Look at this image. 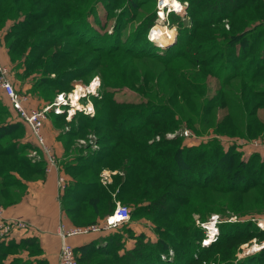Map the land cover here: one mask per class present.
<instances>
[{"label": "rangeland", "instance_id": "rangeland-1", "mask_svg": "<svg viewBox=\"0 0 264 264\" xmlns=\"http://www.w3.org/2000/svg\"><path fill=\"white\" fill-rule=\"evenodd\" d=\"M22 1L23 3L18 0L21 4L17 13L10 15L12 19L7 17L4 18L5 20L2 19L4 35L0 40V45L5 49L8 60L7 64L0 62L9 69V74L15 82V89L19 95L24 97L25 105L30 101L33 104L42 103L43 106L53 101L61 92L70 93L77 86H87L90 81L98 79L96 94L92 93L88 96L94 108V114L87 116L101 115L112 125L106 127L103 126L104 121L101 123L82 120L88 125L81 130L80 136L72 140L75 147L80 148V152L104 149L111 143L107 141V138L116 137L118 133L137 130L141 125L143 128L140 135L131 136L127 133L123 137L125 136L128 143L132 144L140 138L147 140V144L150 145L147 147L149 151L155 148L162 149V147L166 149L171 144L162 139L170 140L177 137L186 145L193 143L192 145L195 146L216 142L222 146L224 151L237 152L242 162H246L247 158L260 147L264 149V98H259L254 90L251 94L249 90L244 92L246 85L247 88H250L251 83L259 85L261 79L260 77L250 79L248 75V77H234L225 83L223 76H218L219 73H223L224 63H227L220 48L224 40L222 37L218 38L223 30H219L213 24L214 15L210 20L209 15L203 14V8L202 11L195 10L194 17L190 18L187 13L188 2L179 0L183 6H186L185 10L179 13L180 19L188 24V27L181 30L184 36L182 38L179 36L176 38V26L169 25L170 15H168V21L159 20L155 12V25L174 30L173 35H166L163 42L157 38L154 42L152 41L157 47L164 48L176 40L177 45L165 51L147 45L145 42V28L152 19L153 10L156 11V0ZM247 7L249 5H246ZM236 15L245 17L243 22L237 24L236 27L249 29L258 23L254 16L246 15L242 10L237 11ZM259 20L261 21L262 18ZM229 22L221 18L220 23L225 24L224 31H230ZM81 23L84 24L78 29ZM212 31L220 32L211 36ZM155 34L154 32L153 35ZM179 39L182 43H178ZM249 41L251 40H246V45ZM188 44L193 46H188ZM260 44L261 41L255 40L252 46H245L247 51L241 54L240 60L236 63L239 68L229 64L231 70H228L234 73L235 70L241 69L242 73H250L255 69L256 64L253 62L255 63L256 53L261 51L262 54L264 53ZM179 46H184L186 49H194L196 46L197 51L193 53L192 61H185L182 58L185 53L181 52ZM190 62L195 65L193 66ZM167 68L174 70L177 74L171 73L170 70H166ZM259 73H264V71ZM112 77L117 81H113ZM50 79L56 86L48 83L51 82ZM0 104L2 105L0 124L18 125L11 134L0 138V148L9 146L11 142L17 147L27 145L28 149L22 148L18 154L16 152V155L24 156L23 167L41 162L42 154L33 143L28 128L21 120L16 121V115L9 107L4 95H0ZM42 106H35V108ZM167 110H170L171 114H161L162 111L167 112ZM139 111H145L146 116L139 115L133 119L129 118L125 123L128 126L127 129L122 130L124 118ZM156 111L159 113L154 115ZM50 115L53 114L49 113L47 117ZM77 119L75 115L66 123L61 121L60 126L63 129L65 127L69 129L71 125L73 127L81 122ZM119 147L124 148L125 146L121 144ZM144 154L150 156L148 161L151 163L157 162V157L164 159L170 156L163 157L159 153L152 155L147 151ZM119 159V162L114 161V172H121L123 157L119 156ZM198 161L194 163L195 166L198 165ZM209 168L207 177L212 181L209 184L212 185L210 186L212 189L210 187L201 189L183 181H176L173 186H167L168 180L164 179L163 189H166L164 193L170 191L171 198L180 195L186 199L191 196L196 198L208 196L210 201L228 200V202H210L207 206L196 202L185 206L175 204L179 205V211L187 215L186 221L190 222L194 219L197 225H200L202 222H207L213 214L218 215L220 222L252 218L264 220V211L261 213L250 211L254 214L236 217L241 214L235 212L239 210L236 206L237 201L248 197L251 191L246 192L245 195L242 191L219 192L217 189L220 188L217 186H228L227 182L230 179L228 173L225 170L222 171L221 168L219 170L210 166ZM233 168H236V165L231 167ZM143 169V173H147L148 166H144ZM193 178L195 182H197L196 178L199 179V177ZM184 180L190 181L187 177ZM119 181L120 179L116 181V184ZM156 185L160 186V184ZM183 185H188V189L185 190ZM158 191L159 188H157ZM166 194L165 198H169L168 192ZM153 197L154 194H151L147 199L141 200L142 206L148 207ZM116 202L128 206L131 217L128 222L113 232L125 231L130 225L136 233L143 230L152 238L155 237V241L158 225L163 229H170L167 226L168 223L181 218L170 216L160 219L155 214L144 211L140 213L138 205L129 200L127 196L120 197ZM260 206L259 203L254 204V207ZM159 207L163 208L158 205L156 206L157 211ZM140 234L145 235L143 232ZM134 236L130 235L136 240L137 237L134 238ZM145 239L152 241L147 235ZM239 243V240L230 243L233 245L234 254L226 259L228 264L235 261V255L236 257L243 256L252 247H257L253 246V239L247 241V245ZM219 248L220 246L212 251H200L195 255L201 258V263L205 264L208 261L209 264H222L225 262L222 258L212 255L219 251ZM169 251L171 252L168 255L170 258L174 257V252L178 249L172 247ZM18 253L23 257L27 254L25 250ZM192 262H186V264H193Z\"/></svg>", "mask_w": 264, "mask_h": 264}, {"label": "trees", "instance_id": "trees-1", "mask_svg": "<svg viewBox=\"0 0 264 264\" xmlns=\"http://www.w3.org/2000/svg\"><path fill=\"white\" fill-rule=\"evenodd\" d=\"M186 1L188 2V17H194L195 10L202 11L203 8V14L206 13L207 16L209 15L210 20L211 16L214 15L215 20H213V24L216 25L219 30H223L218 38L222 37V40L225 42L221 44L220 48L223 52L224 60L227 63H224L223 73H219L218 76H223V82L225 83L226 81L239 76L248 77L249 75L250 79L260 77L261 83H258L259 85L251 83L250 88H247L248 86L246 85L244 92L249 90L251 94L252 90H254L259 98H264V73H259L264 71V53L262 54V51L258 52L261 55L256 53L254 59L255 63L253 62V64H256V68L254 67L255 69L251 70L250 73H242V71H240L241 69L235 70L234 73L228 70L230 69L229 64L238 67V64H236L238 63L237 61L240 60L241 54L247 51L244 47L252 46L255 40L261 41L260 48L264 51V1ZM21 3H23L22 0ZM21 3H19L18 0H0V28L2 27V19L5 20L4 18L6 17L12 19L10 18V15L17 13L18 7ZM246 5H249V7L246 8ZM240 10L244 11L246 15L254 16L258 23L254 27H249V29H246L247 27H236V25L243 22L245 18L244 16L236 15L237 11L239 12ZM152 14V19L145 28V42L147 45L153 46L154 48L156 47L157 49L168 51V49L177 45L176 40L164 48H161L154 45V43L147 38L149 29L155 23V10H153ZM179 15L180 14L170 13L169 16V25L176 26V38L178 36L180 38L184 37L181 34V30L188 27V24L185 23L183 19H180ZM222 17L227 22L230 20V31H224L225 24L220 23ZM260 18H262L261 21L259 20ZM83 24L84 23H81L77 28H82ZM14 26L16 25L14 24ZM215 32L216 31H212L210 35L214 36L215 34H219L220 31H218V33ZM247 39H250L251 41L246 45ZM178 43H182L180 39ZM188 46L193 45L188 44ZM179 48L182 53H185V56L182 57L185 61L193 60L191 57L193 56V53L197 51L196 46L194 49H186L184 46H179ZM165 51H163V53ZM256 60L258 64L256 63ZM190 63L193 66L195 65L192 62ZM166 70H170V68H167ZM170 72L177 74L174 70H170ZM200 73L202 72L200 71ZM189 74L192 75L190 72ZM112 80L117 81L114 77H112ZM48 83L56 86L52 80ZM1 106L2 105L0 104V109ZM149 112L151 113V111ZM158 113L159 111H156L154 115ZM145 114V111L129 114L128 118H124L122 130L127 129L128 126L125 123L129 118L133 119L135 116L139 117V115L144 117L146 116ZM161 114L168 115L171 114V111H162ZM76 115L78 118L77 120H80L81 122L75 124L73 127L71 125L69 129H66L67 131H63L71 140L80 136L81 130H84L87 127L88 124L84 123V121H98L101 123L104 121L103 126L111 127L112 125L108 119L106 121L104 117L98 114L94 117H89L83 113ZM55 116L66 122L63 115ZM143 123L145 124V121ZM8 124L9 123L5 125L3 123L0 124V138L7 134H11L18 127V125L12 126ZM161 127H165V125H161ZM142 128L143 125L139 126L137 130L123 134L118 133L116 137H109L107 138V141L111 143L108 147L93 152H87V154H85L87 156L79 157V160H81L82 163H87L84 161V158L92 159L93 163L97 164L98 167L95 169L94 176L91 179L75 182L65 188L64 193L60 198L62 210L68 214V216L74 218L76 223H90L93 222L92 216L105 218L114 209L116 201L119 200L120 197L127 196L129 200L134 201L138 205L139 210H141L140 213L144 211L152 215L155 214L160 219L170 216H179L181 218L169 222L167 226L170 227V229L168 227V229H163L162 226L158 225L157 239L153 242L149 241V239H145V235L143 234L134 236V233L129 228L126 229L125 231L129 236L132 235L134 238L137 237L134 247L131 249H126L124 247V242L122 240L123 237L119 233H113V235H110L107 238L105 245L97 246L94 243H90L89 245L74 248L76 253L77 251L80 252V255L77 256L79 264H186V262L191 261H193V264H204L203 262H200L201 258L198 256L196 257L195 254L200 251H212V249L218 246H220L219 251L212 253V255H218L225 261L222 264H228L226 259H229L228 257L230 255L233 256L234 254L232 250L233 245L230 244L231 242L239 240V242L243 244L255 238L257 243H260L264 240V230L257 226L256 221L253 220V218L234 222L224 220L218 224L219 234L216 241L208 246H201V239L204 236L203 228L200 225H197L194 219L190 222L186 221L187 215H185L183 211H179V205L176 206L175 204L178 203L180 206H185L186 204L193 205L192 202H196L207 206L210 202H228V200L218 199L210 201L208 196H205L204 198L191 196L189 199H186L180 195L171 198L172 193L170 191H166L170 196L169 198H165V195L167 194L166 192L164 193V191L166 189H163L164 179L168 180L167 186H173L176 181H183L187 184L191 183L195 187L201 189L209 188L212 186L209 185L212 181L207 177L210 170L209 166L211 168H218L217 170L221 168L223 169L222 171H227L230 179L227 182V187L217 186L220 188L217 189L219 192L226 193L228 191H242L245 195L246 192L251 191L248 197L240 198L237 201L236 206L239 210L235 212L241 214H235L236 217H244L249 216L248 214H254L250 213V211L261 213L264 211V155L261 156L259 153H254L247 158L246 162H242L239 159L237 152L235 153L233 150L224 151L222 146L216 142H208L206 144L195 146L186 145L181 142L178 137L170 140H167L166 138L162 139L171 144L168 145L166 149H163L164 147H162V149L155 148L149 151V148L147 150V147L150 145L147 144V140L140 138L138 141H134L136 143L132 144L131 142L128 143L125 136L123 137V135L127 133H130L131 136L133 134L138 136L142 133ZM121 144L125 147L120 148L119 146ZM22 148L28 149L27 145H25V147H17L13 142H11L9 146L0 148V199L3 198L6 203L13 200L12 196L14 193L23 189L24 183L22 180H31L42 176L45 171L44 162L42 161L35 165L28 164L23 167L25 161L24 156L16 155V152L18 154L19 150ZM146 151L152 155H157V153H159L163 157L170 156L164 159L157 157L158 161L151 163L148 161L150 156L144 154ZM119 156L123 157L121 172H117L112 176L110 184H102L99 180L98 171L101 170L102 167H108L113 170L115 166L114 161H120ZM197 161L199 163L195 166L194 163ZM234 165H236V168L231 169ZM144 166H148L147 173H143ZM80 168L83 169L85 167L82 165L78 167V169ZM24 170L25 173H23ZM186 177L190 180L189 182L184 180ZM193 177H199V179L196 178L197 182H195V178ZM119 179V183L116 184V181ZM156 184H160V186ZM156 187L159 188L158 192ZM183 187L185 190L188 189V185H183ZM210 189H212V187H210ZM151 194H154V197L149 202L150 205L148 207L142 206L141 200L147 199ZM182 200H184V202H182ZM256 203L261 204V208L254 207V204ZM158 205L163 206V208L159 207L160 209L157 211L156 206ZM172 247L174 249L176 247L178 251H173L174 257L169 258V249H172ZM24 250L27 252L26 257L20 256L18 253ZM39 252L40 248L37 239L34 237L22 238L19 241H16L13 238H0V264H47L45 259L37 257ZM162 255L166 256L165 259L162 258ZM236 256L237 255H235L234 258L235 261L231 264H264V247L243 256ZM205 264H209V262L206 261Z\"/></svg>", "mask_w": 264, "mask_h": 264}, {"label": "crops", "instance_id": "crops-1", "mask_svg": "<svg viewBox=\"0 0 264 264\" xmlns=\"http://www.w3.org/2000/svg\"><path fill=\"white\" fill-rule=\"evenodd\" d=\"M3 26L0 28V40L4 33ZM1 43V41H0ZM8 55L0 45V61L7 64ZM12 81L13 78L11 77ZM13 83H15L13 81ZM0 95H3L0 88ZM27 107L35 108L42 106V103L33 104V102H28ZM16 121L19 119L16 117ZM62 120L54 115H50L44 122L43 134L45 136L46 143L54 148L57 155L58 168L55 171L45 172L42 176L33 178L31 180H22L24 187L22 191L14 193L12 196L13 200L6 203L3 198H1L2 203L0 206L4 209L2 220L11 221L12 219L19 218L23 220L26 224V228H18L12 230V237L16 241L22 238L34 237L37 239L40 252L37 257L46 260L47 264H59L58 251L60 247V238L57 234L60 225H65L66 227L87 225L91 223H99L102 218L99 216H92L93 222L90 223H76L75 219L68 216L61 207L60 198L64 193L67 186L72 185L75 182L86 181L94 176V171L98 167L97 164L93 163L90 158H84L87 163H82L79 160L81 156H87V152H93L92 149L80 152L79 147H75L73 141L64 134L63 131H67L65 128L60 126ZM66 123V122H65ZM187 144V145H192ZM255 153L264 155V149L255 150ZM91 156V155H90ZM84 166L83 169H78L80 166ZM111 168L102 167L98 171L99 180L102 184L108 185L112 181V176L116 174ZM58 175L63 176L66 180V186L61 188L58 185ZM0 201V202H1ZM124 225V224H123ZM122 226V225H121ZM120 226V227H121ZM128 228L135 234L138 235L143 232L145 235L149 236L150 240L154 241L155 237L152 238L148 233L141 230L136 233L135 229L130 225ZM126 228V229H128ZM118 228L110 230H101L99 232L88 233L84 235H78L69 237L67 240L74 248H78L84 245H89L94 243L97 246L105 245L107 238L113 233H119L123 236L122 240L124 242V247L126 249H131L134 247L135 239L130 236L126 237L128 234L126 231H117ZM112 232V233H111ZM122 252V251H121ZM77 256L80 252L77 251Z\"/></svg>", "mask_w": 264, "mask_h": 264}, {"label": "built area", "instance_id": "built-area-1", "mask_svg": "<svg viewBox=\"0 0 264 264\" xmlns=\"http://www.w3.org/2000/svg\"><path fill=\"white\" fill-rule=\"evenodd\" d=\"M156 0V17L159 20H167L170 13L179 14L185 10L186 6L179 0ZM165 21V22H167ZM158 25L155 23L151 26L147 33L149 41H155L153 33ZM98 79L90 81L87 86H77L70 93L61 92L56 95L53 101L46 103L40 108H29L25 105L24 97L19 95L15 89L14 83L9 74V69L0 62V88L3 95L7 98L9 107L15 113L16 117L28 128L33 143L42 154L41 160L44 162L45 172L55 171L58 168L57 155L54 148L46 143L43 134V125L49 113L55 115H63L66 122L78 113L85 115H93L94 108L90 103L88 96L92 93L96 94ZM83 100V101H82ZM171 136V135H169ZM254 146V145H253ZM255 147V146H254ZM256 148L257 144H256ZM58 185L61 188L66 186V180L63 176L58 175ZM4 209L0 206V238H11L12 230L16 227L26 228V224L19 218L11 221L2 220ZM130 218V208L120 202H116L114 209L99 223H91L87 225H78L66 227L60 225L57 234L60 238V247L58 251L59 264H79L77 255L72 244L68 242L69 237L84 235L88 233L99 232L101 230L115 229L128 222ZM257 226L264 230V220L253 219ZM197 222V221H196ZM220 219L218 215H211L207 222L200 223L203 228L204 236L201 239V246H208L217 239L219 234L218 224ZM245 245H247L245 243ZM253 246L244 255L255 252L264 247V240L257 243L253 238ZM169 253H171L169 251ZM168 253V255H169ZM165 258V255H162Z\"/></svg>", "mask_w": 264, "mask_h": 264}, {"label": "bare ground", "instance_id": "bare-ground-1", "mask_svg": "<svg viewBox=\"0 0 264 264\" xmlns=\"http://www.w3.org/2000/svg\"><path fill=\"white\" fill-rule=\"evenodd\" d=\"M175 3H177L175 0H173ZM154 38H157L160 42H163L165 40L166 35H173L174 30L165 28V27H157L155 30Z\"/></svg>", "mask_w": 264, "mask_h": 264}]
</instances>
